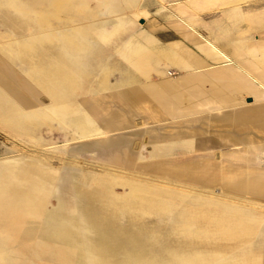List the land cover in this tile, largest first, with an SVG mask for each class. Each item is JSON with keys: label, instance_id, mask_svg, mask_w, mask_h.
Listing matches in <instances>:
<instances>
[{"label": "rangeland", "instance_id": "obj_1", "mask_svg": "<svg viewBox=\"0 0 264 264\" xmlns=\"http://www.w3.org/2000/svg\"><path fill=\"white\" fill-rule=\"evenodd\" d=\"M226 1L36 0V45L69 55L70 111L46 121L36 109L23 133L0 124V264H264V146L246 137L134 141L122 123L144 97L128 102L124 87L150 89L129 61L157 46L143 33L179 40L168 21L185 20L221 43L240 21ZM223 218L231 237L217 232Z\"/></svg>", "mask_w": 264, "mask_h": 264}, {"label": "crops", "instance_id": "obj_2", "mask_svg": "<svg viewBox=\"0 0 264 264\" xmlns=\"http://www.w3.org/2000/svg\"><path fill=\"white\" fill-rule=\"evenodd\" d=\"M226 2L235 4L232 14L238 13L240 21L239 26L234 23L230 31L222 32L221 43L193 31L185 20L168 21L179 40L158 44L143 33L144 39L165 49L169 59L155 64L149 77L139 72L143 77H137L138 84L150 82L154 90L151 96L164 100L159 104L141 93L143 99L133 107L134 119L122 121L128 126L123 129L137 131L134 141H231L246 137L264 146V0ZM167 99H173L170 104L174 110L167 107ZM244 115L255 122L244 120ZM228 122L233 124L231 131H227Z\"/></svg>", "mask_w": 264, "mask_h": 264}, {"label": "bare ground", "instance_id": "obj_3", "mask_svg": "<svg viewBox=\"0 0 264 264\" xmlns=\"http://www.w3.org/2000/svg\"><path fill=\"white\" fill-rule=\"evenodd\" d=\"M24 11L30 26L27 43H23L21 38V18ZM38 23L36 0H0V124L11 131L25 132L26 122L32 123L34 114L41 113L36 109L46 111V121L55 113L65 116L70 111L67 105L68 52L64 50L58 53L54 47L37 46L35 41ZM74 51L79 53L81 47L77 46ZM168 59L166 50L154 45L150 49L138 48L129 56L131 65L147 77L155 64ZM23 65L28 67V72L24 74L16 70L17 66ZM128 89L124 90L128 102H133L136 95L142 92L149 95L154 91L153 88L144 89L137 85ZM43 97L48 99V103H43L45 100L42 102ZM54 105L59 106L55 108ZM31 109L33 113L30 114ZM65 203L58 198L59 205ZM195 216L201 219L203 213L196 211ZM216 220L217 232L222 233L225 238L231 237L233 230L224 228L228 220Z\"/></svg>", "mask_w": 264, "mask_h": 264}, {"label": "water", "instance_id": "obj_4", "mask_svg": "<svg viewBox=\"0 0 264 264\" xmlns=\"http://www.w3.org/2000/svg\"><path fill=\"white\" fill-rule=\"evenodd\" d=\"M70 217V216H69ZM71 218H78V216L77 217H71Z\"/></svg>", "mask_w": 264, "mask_h": 264}]
</instances>
